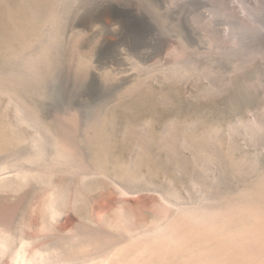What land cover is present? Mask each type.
Here are the masks:
<instances>
[{
    "label": "rangeland",
    "instance_id": "rangeland-1",
    "mask_svg": "<svg viewBox=\"0 0 264 264\" xmlns=\"http://www.w3.org/2000/svg\"><path fill=\"white\" fill-rule=\"evenodd\" d=\"M129 9L152 24L158 40L146 50L133 52L123 43ZM0 73L73 146L77 140L76 152V111L98 121L103 140L91 135L90 152H103L107 170L125 175L127 188L58 158L62 166H48L46 157L38 162L37 129L26 122L14 92L0 91V175L12 178L0 185V226L11 236L0 264H13L21 247L28 258L63 248L75 263L101 264L106 256H99L110 250V264L133 261L137 243L175 211L160 190H144L141 176L165 192L173 186L186 207L208 205L217 189L244 185L259 190L250 199L264 204V0H0ZM137 157L133 185L128 176ZM55 167L59 171L49 173ZM21 170L42 173L40 183L10 187ZM66 179L77 181L81 197L55 205L48 182ZM51 208L59 212L55 218ZM118 214L134 227L143 215L155 222L146 221V234L133 240L134 230L117 224ZM231 219L236 224L227 230L186 228L189 243L177 248L157 241L147 260L264 264V217L257 222L237 213Z\"/></svg>",
    "mask_w": 264,
    "mask_h": 264
},
{
    "label": "bare ground",
    "instance_id": "bare-ground-1",
    "mask_svg": "<svg viewBox=\"0 0 264 264\" xmlns=\"http://www.w3.org/2000/svg\"><path fill=\"white\" fill-rule=\"evenodd\" d=\"M102 4H107V3L103 2ZM125 17H126V21L123 23V29H124L123 43L127 47L128 50L133 51V52L146 50L147 48H150L151 46H153L154 42H157L158 39H157L156 35L154 34V29L152 27V24L148 20L147 16H145V14H143L141 12L134 11L132 9H129V10H126ZM3 78H4L3 76L0 77V91L14 92L15 90L14 91L11 90L10 86H8V84L11 82V79L10 78L3 79ZM14 96L16 99L18 109L23 113V116H24L26 122H28L29 124H31V126H33L37 129L36 135H38V136L35 135V137H37L36 141L39 144L38 145L39 149L35 153V158L37 157L38 162H39L38 158L43 159L46 157L50 161V164H48V166H62V164H61L62 162H60V161L63 160L64 161L63 163H65V166H68V165L73 166L74 169H79V171L81 170L83 172L82 174H86L87 176L89 174H91V175H94L95 177H99L100 179L102 177L103 178L106 177L105 181L109 179V180H111V184L116 183L117 185H120L125 190L127 189L125 186L126 182L123 178L125 175L122 176L119 174V176L113 177L109 173V171L107 170L106 166L108 163L107 162L108 159L106 160L103 152H95L94 151V154H93V152H92V154L90 152L91 148L89 149L88 145H89V142L91 141L90 140L91 135L93 136V139L97 138L99 140V142H102V140H103L102 135L100 134V132H98L99 128L101 127V124L98 121H90L88 119L85 111H83V110H77L76 111L77 119H78V122L76 121L77 122V130H78L77 132L80 133V138H81V140L79 141L80 143L78 142L79 143L78 145L81 147V149H80L81 151L76 152L74 149V146H77V144H76L77 140L74 141L75 145L73 146L69 141L70 139L68 140L65 135L61 134L58 131V129L55 127V125L53 124L52 121H45L44 119H42L40 117V115L36 112V110H34V108L30 105V103L28 101H26V99H23L21 96H19L17 92H14ZM27 100H29V99H27ZM76 139H78V137ZM48 141L51 142V143H49V146H51L50 152L47 151L48 150L47 148L46 149L44 148L45 145L48 146V144H45ZM100 144H102V143H100ZM76 149H79V148H76ZM140 150L142 151V147L140 148ZM77 153H79L80 156ZM78 157H81V159ZM57 158L60 159L59 163L55 161ZM79 159H80V161H79ZM29 160L31 161V160H33V158L29 159ZM139 164H140V162H139V159L137 157V159L134 160V164H133L132 168L130 169L131 172L129 173V176H128L129 177L128 181H131L133 185L136 184V183H133V181H136V178H138V172L141 168ZM53 169L56 170V167L52 168L51 171L48 169H46V170L50 171L49 173H52ZM56 171H59V170H56ZM61 172H63V171H61ZM182 172H183V169H182ZM78 173H80V172H78ZM41 174L42 173H40V174L38 172L35 173L34 171H31V170L18 171V173L16 174V177H17L16 180H18L17 181L18 183H15V179H13V182H11L12 184H10L9 186L12 188H16V187H19L21 184H24V183L28 184V183H30V181H33V180H35V182L37 180L38 182L36 184H38V183H40L39 182L40 177H42ZM91 175H89V176H91ZM87 176H85V177H87ZM49 177H50V175H49ZM54 177H56V175ZM83 177H84V175H83ZM10 178H11V176L6 174V172L3 174L1 173L0 185L3 184V182L8 181ZM141 178H142L141 182H142V186H143L144 190H153V188L157 192H159V190H160V194H161L162 198H164V200H166L168 202V204H171L174 207L173 210H175V211L173 213L171 212L172 214L170 213V215L168 214V217L166 216L164 218L167 220L166 223L158 225L159 227H158V230H157L155 235H153L152 237L150 236L151 238L146 237L147 239H145V240L143 239L144 241L137 243V249L135 251H132L135 253L134 254L135 259L133 261L129 262L128 264H150L149 260H147L146 252H149V251L151 252V250L154 252L156 250V248L154 249V247L152 248V246L154 243H157V241H159V242L163 241V243H162L163 246L168 243L171 245L170 246L171 248L172 247L177 248L179 243H181V242L183 243V245H184V242L189 243V241H186L188 238L187 239L185 238L186 234H188L186 228L194 229L193 227H195V226L201 227L202 225H204L205 227L207 226L208 228L209 227L218 228L219 226H222V230H227L229 228L228 224L234 223V222L233 223L230 222V220H232L231 219L232 216L234 214H237V213H239L240 216H242V219L243 218L246 219V217H252V218H255L257 220V222L260 218L264 217V207H263L264 204L263 205H261L262 203L257 204V203H255L256 201L254 202V200L250 199V197L255 192L251 185H244L239 189L236 188V190H233V189L218 190L217 189L216 195H214V197L211 198L212 200H214L212 203H210L208 205H203L202 203H198L195 207H191V206L186 207L184 205V203L182 201H180L179 193L173 189V186L169 187V189H166L167 192H165V191L161 190L163 188L158 189L159 188L158 183H155L153 180L152 181L149 180L147 178V176H141ZM11 180H12V178H11ZM50 180H51V178H50ZM41 181H42V179H41ZM44 182H43V184H44ZM73 182H69L67 179H66V181H63V180L61 182L58 181V183L56 181L48 182L49 184L51 183V185H49V184L48 185L51 187V190H52L50 193V199L49 200H51L52 203L59 201L60 203H74L75 204L77 202V200H79L78 198L81 197V191H80V188H78V186H77V181L75 183H73ZM139 185H140V182H139ZM256 191H257V193H260L259 190H256ZM263 192L264 191L261 190V193H263ZM121 193H123V191H121ZM101 200H103V199H101ZM262 200H263V198H262ZM108 201H110V198H109V196L106 195L103 202L107 203ZM257 201H259V200H257ZM260 201L258 203H260ZM49 203H50V201H49ZM50 205H52V204L50 203ZM58 213L59 212L56 209H54V208L50 209V217L51 218H55L56 215H58ZM116 217H117V221L119 220L118 221L119 223H117V224H120V221H122L121 224L124 223L123 227L125 226L124 228L127 231L134 230L133 231V233H134L133 240H135V239L137 240L138 236H140V235L142 236L143 234H146L145 233V232H147L146 221H148L150 219L154 220L150 216H144L143 215V216H141L142 220H141L140 226L134 227V224H133L134 222L131 223L129 220H127L126 218H123L119 214ZM105 221H106V219H105ZM154 222H155V220H154ZM234 224H236V223H234ZM239 224H237V225H239ZM253 225H255V224H253ZM257 225H258V223H257ZM257 225H255L256 226L255 231L263 236V231L260 232L261 229L259 228L260 230H258ZM5 227L0 226V251L2 253H5V252H3V250H5V248H7L9 246L10 237H11L8 235L9 233L8 234L5 233L8 231L7 227L6 228ZM144 227H145V229H144ZM192 229H190V230H192ZM241 229L242 228H240L239 230L241 231ZM193 231H191V232H193ZM243 239H245V238L243 237ZM21 240H22V238H21ZM35 241H36V239H31L29 242L24 241V243L25 244H31L32 242H35ZM24 243H23V246L25 245ZM118 245L119 244H114L112 249L115 250L117 247H119ZM157 245H159V244L157 243ZM56 247L53 246V248H56ZM170 247H169V249H170ZM24 248L25 247H21V249L17 252V254L15 255L16 257H14V263L13 264H95L94 262L93 263L87 262V260L85 262L82 261L83 263L82 262L75 263V258L73 259V258L69 257L70 256L69 250H68V252H67V250L62 251L63 248L60 249L59 253L55 251L51 255L42 254L40 252V250H36L34 252V254L30 258H28L27 253H26ZM57 248L56 249L59 250V247H57ZM109 252H112V251L110 250ZM109 252H107V255ZM120 254H122V252H120ZM107 255L101 254L99 256L101 258L103 256H106L105 259L102 261V263L100 262L101 264H110L109 261L107 262V257H108ZM114 255L118 256L119 252L118 251L115 252ZM110 257L111 256H109V258ZM164 257H165V255H164ZM94 258H96V256H94ZM97 258H98V256H97ZM109 258H108V260H109ZM120 264H125V263H120Z\"/></svg>",
    "mask_w": 264,
    "mask_h": 264
}]
</instances>
